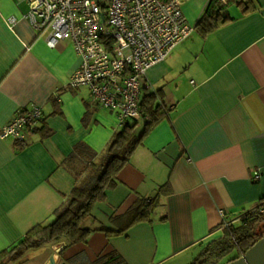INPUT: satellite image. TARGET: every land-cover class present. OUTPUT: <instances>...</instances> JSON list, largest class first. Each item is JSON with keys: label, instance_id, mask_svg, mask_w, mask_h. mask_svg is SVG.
Returning <instances> with one entry per match:
<instances>
[{"label": "crops", "instance_id": "crops-1", "mask_svg": "<svg viewBox=\"0 0 264 264\" xmlns=\"http://www.w3.org/2000/svg\"><path fill=\"white\" fill-rule=\"evenodd\" d=\"M30 2L0 0V131L21 107L43 110L25 142L0 136V252L53 219L76 182L77 145L101 153L123 125L89 87L71 84L81 58L68 39L48 44ZM210 2L183 1L194 31L148 71L142 90L168 111L85 221L89 239L47 244L59 264L191 263L223 234L222 209L240 224L263 202L264 0L247 12L230 3L234 18L206 33L199 21ZM163 185L153 221L124 232L115 218ZM38 248L10 264H47L51 253Z\"/></svg>", "mask_w": 264, "mask_h": 264}, {"label": "built area", "instance_id": "built-area-1", "mask_svg": "<svg viewBox=\"0 0 264 264\" xmlns=\"http://www.w3.org/2000/svg\"><path fill=\"white\" fill-rule=\"evenodd\" d=\"M184 0H31L32 25L47 31L57 46L70 40L80 58L71 84L89 87L92 98L127 119H148L141 109L148 71L165 60L194 31ZM231 0H219L226 5ZM43 116L40 105L21 107L2 126L0 136L25 142L30 127ZM264 214V204L259 209ZM223 226L228 227L224 209Z\"/></svg>", "mask_w": 264, "mask_h": 264}, {"label": "trees", "instance_id": "trees-1", "mask_svg": "<svg viewBox=\"0 0 264 264\" xmlns=\"http://www.w3.org/2000/svg\"><path fill=\"white\" fill-rule=\"evenodd\" d=\"M250 2L254 3V0H231L221 5L219 0H211L199 26L206 33L211 32L234 18L229 11L230 3L242 6L247 12L251 8ZM157 99L154 92L145 96L141 101V109L148 119H127L103 152L99 153L85 143L77 145L76 151L69 158V168L76 177L71 193L55 211L51 221L35 225L18 242L1 251L0 264H10L28 251L51 242L64 240L67 248L89 239L92 228L86 226L85 221L92 215L109 185L119 179L154 125L168 111ZM50 133L51 130L46 134ZM79 160L80 164L77 163ZM164 188V185L161 186L155 196L135 202L126 214L115 218L124 232L140 221H153V213L160 203ZM262 201L257 208L244 214L240 224L231 222L228 227H224L222 223L223 234L211 239L190 264H213V260L225 256L233 249H238V255L222 264L243 256L264 236V214L258 211L264 204V198Z\"/></svg>", "mask_w": 264, "mask_h": 264}, {"label": "water", "instance_id": "water-1", "mask_svg": "<svg viewBox=\"0 0 264 264\" xmlns=\"http://www.w3.org/2000/svg\"><path fill=\"white\" fill-rule=\"evenodd\" d=\"M39 251L47 250L51 253V258L47 264H59L60 254L50 245L44 244L38 248ZM61 264H69L66 261ZM226 264H264V236L255 243L243 256L227 262Z\"/></svg>", "mask_w": 264, "mask_h": 264}, {"label": "rangeland", "instance_id": "rangeland-1", "mask_svg": "<svg viewBox=\"0 0 264 264\" xmlns=\"http://www.w3.org/2000/svg\"><path fill=\"white\" fill-rule=\"evenodd\" d=\"M155 195V193L153 194V196ZM118 224V223H117ZM120 226V225H119ZM238 255V249H233L231 252H229L228 254H226L225 256L215 259L213 260V264H222L225 261H227L228 259H232L234 257H236ZM191 262V261H190ZM192 263V262H191ZM184 264H190V263H184Z\"/></svg>", "mask_w": 264, "mask_h": 264}]
</instances>
